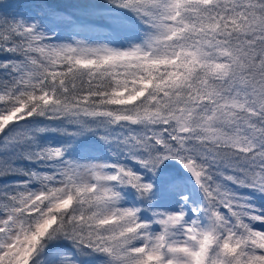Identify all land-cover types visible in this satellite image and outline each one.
Wrapping results in <instances>:
<instances>
[{"label":"snow or ice","instance_id":"1","mask_svg":"<svg viewBox=\"0 0 264 264\" xmlns=\"http://www.w3.org/2000/svg\"><path fill=\"white\" fill-rule=\"evenodd\" d=\"M0 264H264V0H0Z\"/></svg>","mask_w":264,"mask_h":264},{"label":"trees","instance_id":"2","mask_svg":"<svg viewBox=\"0 0 264 264\" xmlns=\"http://www.w3.org/2000/svg\"><path fill=\"white\" fill-rule=\"evenodd\" d=\"M9 2H11V3H20V4H23V3H27L28 0H9Z\"/></svg>","mask_w":264,"mask_h":264}]
</instances>
